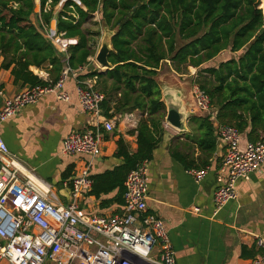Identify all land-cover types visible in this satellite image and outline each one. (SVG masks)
I'll list each match as a JSON object with an SVG mask.
<instances>
[{
	"label": "trees",
	"instance_id": "16d2710c",
	"mask_svg": "<svg viewBox=\"0 0 264 264\" xmlns=\"http://www.w3.org/2000/svg\"><path fill=\"white\" fill-rule=\"evenodd\" d=\"M61 1L39 0L40 18L45 24L54 19L65 38L77 39L67 51L70 69L88 65L94 56L93 33L85 25L95 14L100 25L116 29L110 69L104 75L88 71L77 80L110 81L118 98L102 92L105 113L113 103L118 114H146L135 129L136 151L130 153L119 138L114 158L121 163L90 176V195L117 191L111 202L123 206L128 173L152 159L164 135L166 110L156 76L165 62L176 72L196 70L192 83L208 96L218 126L234 127L249 143L264 137V0H77L81 7L66 0L55 11ZM34 9L33 0H0V70L10 71L21 87L53 84L64 67L63 56L31 23ZM31 68L45 71L48 78H39ZM188 124L192 134L187 138L194 145L184 144L185 152L176 149L172 156L186 170H204L217 146L211 118L191 116Z\"/></svg>",
	"mask_w": 264,
	"mask_h": 264
},
{
	"label": "built area",
	"instance_id": "2783aa9c",
	"mask_svg": "<svg viewBox=\"0 0 264 264\" xmlns=\"http://www.w3.org/2000/svg\"><path fill=\"white\" fill-rule=\"evenodd\" d=\"M36 28L63 56L64 67L58 80L45 86H26L6 97L0 107V126L19 115L27 106L36 104L44 95L54 94L67 102L64 83L77 79L85 69L72 70L67 65L68 49L76 38H65L52 19L45 24L40 18ZM56 7L58 11L63 2ZM81 7L77 0H72ZM49 2L44 11L49 10ZM88 61L94 62L92 57ZM96 80V77H94ZM93 79V80H94ZM93 80L78 81L76 94L80 109L90 117L84 131L71 132L64 140L62 154L95 158L101 154L102 131L111 133L115 126L102 118L104 94ZM195 112L213 119L208 96L197 86L191 88ZM0 91V97L2 96ZM216 134L224 146L218 170V187L213 194L215 210L237 199V183L248 181L264 164V137L240 148L241 135L232 126H218ZM148 162L136 165L124 182L121 212L112 217L83 214L78 201L91 190L90 163L65 182L70 187L71 202L59 205L49 186L30 174L10 155L0 134V264H175V254L163 220L147 210ZM196 182L204 170H189ZM197 211V210H195ZM136 224H140L138 227ZM259 254L250 264H264V237L255 242Z\"/></svg>",
	"mask_w": 264,
	"mask_h": 264
},
{
	"label": "crops",
	"instance_id": "0c3cea01",
	"mask_svg": "<svg viewBox=\"0 0 264 264\" xmlns=\"http://www.w3.org/2000/svg\"><path fill=\"white\" fill-rule=\"evenodd\" d=\"M36 8V13L30 17L34 26L39 17V9L37 6ZM35 16L36 20L32 21ZM1 61L0 58V64ZM98 68L97 64L88 61L79 75L88 71H97L103 75L106 73ZM164 70L159 71L162 74ZM31 71L34 73L33 68ZM40 72L37 76L46 80L48 75L45 71ZM161 78L156 79L160 87H179L183 90V104L190 105L187 112L208 117L193 109V84L190 88L180 80L176 83L169 78ZM174 78L179 79L177 75ZM93 79L94 77L85 80ZM97 80V77L93 80L95 88ZM76 84L77 79L71 76L65 81L63 89L69 97L67 102L58 100L54 94L44 95L36 104L25 107L19 115L0 126V134L9 154L30 174L47 184L55 195L56 202L62 206L71 202L70 187L65 186V182L85 165L90 163L89 173L94 176L121 163L114 158L119 138L126 143L130 153L136 151L135 129L140 119L146 116L139 110L118 114L114 111L113 103L107 113L101 107L102 118L112 121L115 126L111 133L102 131L101 154L95 158L84 155L65 156L61 152L65 138L71 132L84 131L90 126V117L79 107ZM25 87L13 83L10 71L0 70V91L3 94L0 97V107L6 97L19 93ZM211 122L218 144V124L215 117L211 118ZM163 129L164 135L148 162L146 205L148 212L161 218L165 224L175 254V264H250L259 254L255 245L256 238L264 237V164L248 181L237 183L235 201L216 211L212 198L218 187L221 161V157L217 155V146L215 154L209 160L210 166L204 169L201 181L196 182L189 170L172 156L176 149L180 153L185 152L184 144L194 145L187 138V135L192 134L188 120L183 132H178L165 123ZM248 143L246 136L242 134L240 148L245 149ZM198 155L199 152L195 150L194 156ZM57 192L62 193L63 201L58 199ZM89 192L84 193L78 201V209L83 214L112 217L121 212L122 206L111 202L117 191L100 198ZM107 201L110 203L104 206L103 203Z\"/></svg>",
	"mask_w": 264,
	"mask_h": 264
},
{
	"label": "water",
	"instance_id": "95a60500",
	"mask_svg": "<svg viewBox=\"0 0 264 264\" xmlns=\"http://www.w3.org/2000/svg\"><path fill=\"white\" fill-rule=\"evenodd\" d=\"M125 20L123 21V23ZM103 30V35L100 40L99 48L95 54L94 61L99 68L103 69L105 72L110 69L111 64L108 62V56L113 51L111 38L116 33L115 30H110L104 23H101ZM38 73L40 70L35 69ZM158 83V82H157ZM159 85V84H158ZM160 87V86H159ZM162 102L165 105L166 115L164 118V123L177 130L178 132L185 131V123L191 116H197L195 113L187 112L190 108L189 103L183 104L184 92L181 88L163 86L160 87ZM198 113V112H197ZM223 144L219 142L217 144V155L222 156ZM140 227V224H136Z\"/></svg>",
	"mask_w": 264,
	"mask_h": 264
},
{
	"label": "rangeland",
	"instance_id": "374dc122",
	"mask_svg": "<svg viewBox=\"0 0 264 264\" xmlns=\"http://www.w3.org/2000/svg\"><path fill=\"white\" fill-rule=\"evenodd\" d=\"M36 6H35V9H34V13H36ZM98 15L95 14L93 16L92 19H90L88 21V23L85 25V27L87 29H89L93 35H92V41H91V47L92 49L94 50V56L92 57L94 59L95 57V54L99 48V45H100V40H101V37L103 35V30H102V27L101 25L99 24V18L97 17ZM36 20V16L33 17V20L32 21H35ZM96 64V63H95ZM169 62H165L162 67L160 68V70H164L167 68V70L163 71L162 74L158 73V76L156 77V79H162V77H165L166 79L169 78L170 80H173L175 81L176 83H178L177 81L180 80V82H183L185 86H188L191 88V85L193 84L192 83V78L195 76L196 74V70H194L192 67H187L186 70H182L180 72H176L174 67L171 66ZM171 67V68H170ZM98 70H101L100 68H98ZM103 71V70H102ZM34 74L36 75V73L34 72ZM174 75H177L179 77L178 78H174ZM181 77H186L185 79H182L180 78ZM177 79V80H176ZM96 89L100 90L101 92H103L106 95H108L110 98L112 97L113 100H115V97L118 98V94H115L114 92H111V88H110V81H107L106 83L104 82V80L102 78H98L97 80V83H96ZM194 109V108H193ZM164 124V122H163ZM61 192H57L56 195L58 197V199L60 201H63L62 199V196H61Z\"/></svg>",
	"mask_w": 264,
	"mask_h": 264
},
{
	"label": "bare ground",
	"instance_id": "6f19581e",
	"mask_svg": "<svg viewBox=\"0 0 264 264\" xmlns=\"http://www.w3.org/2000/svg\"><path fill=\"white\" fill-rule=\"evenodd\" d=\"M33 70H34V72L36 73V75L41 74V73H38L35 69H33Z\"/></svg>",
	"mask_w": 264,
	"mask_h": 264
}]
</instances>
